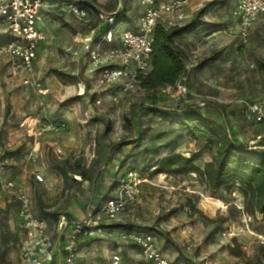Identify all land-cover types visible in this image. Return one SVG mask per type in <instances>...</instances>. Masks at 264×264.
I'll return each instance as SVG.
<instances>
[{
  "label": "rangeland",
  "instance_id": "374dc122",
  "mask_svg": "<svg viewBox=\"0 0 264 264\" xmlns=\"http://www.w3.org/2000/svg\"><path fill=\"white\" fill-rule=\"evenodd\" d=\"M44 1L50 7L46 40L35 67L47 95L37 97L0 64V148L9 162L0 177V264H32L35 259L19 226L20 193L29 196L34 215L45 220L56 242L59 216L82 221L88 211L98 210L117 194L129 170L141 177L135 207L111 224L105 236L81 238L73 264H153L138 246L122 239L124 233L152 235L171 264H264V217L245 220L242 198L234 200L225 187L215 190L193 174H154L159 165L154 151L167 155L163 147L172 140L179 144L177 152L201 169L212 161L214 153L204 142L190 139L177 124L192 111L223 125L253 156L263 155L259 142L251 143L264 128L242 117L239 102L264 101V16L244 40L232 16L235 0L193 1L183 23L190 31L177 40L188 52L182 83L192 95L170 96L160 90L153 107L145 104L146 92L137 88L118 104L104 97V103L95 106L97 75L88 70L77 43L87 28L60 10L68 0ZM72 1L124 11L127 23L117 30L134 27L143 12L141 0ZM7 41L0 27V44ZM153 109L166 114L156 116ZM85 114L94 119L87 125ZM59 119H65L66 129L44 130L48 121ZM82 172L89 180L79 176ZM8 182L13 187L6 189ZM228 231L235 237H224ZM59 242L67 244L64 238ZM65 259L61 251L52 264H67Z\"/></svg>",
  "mask_w": 264,
  "mask_h": 264
},
{
  "label": "built area",
  "instance_id": "2783aa9c",
  "mask_svg": "<svg viewBox=\"0 0 264 264\" xmlns=\"http://www.w3.org/2000/svg\"><path fill=\"white\" fill-rule=\"evenodd\" d=\"M193 1L141 0L143 12L136 25L119 30L116 29L121 24L119 9L108 12L90 1L68 0L61 4V11L70 15L76 24L87 28L86 33L78 34L77 43L81 45L82 53L88 61V70L97 75L99 91L94 98L95 106L102 105L104 97L118 104L124 95L136 91L140 85L139 79L152 69L156 27L182 26L187 20L185 9ZM48 8L44 0H0V27L8 36V41L0 44V64L6 65L10 74L20 80L23 87L40 98L46 96L48 90L44 88L35 65L40 45L46 40L43 26L44 12ZM232 16L239 25L240 37L245 40L255 23L264 16V0H235ZM162 92L170 96L192 95L182 81L173 87L164 88ZM239 107L246 121L255 126L264 125V101L253 103L242 100ZM85 116L84 123L87 124L90 119L88 114ZM44 126V130L51 133H60L66 129L64 122L48 121ZM262 140L264 134L251 144L257 146ZM186 155L189 156V153ZM8 164L0 148V177L4 175ZM36 179L43 182L39 175ZM120 184L113 198L100 209L88 211L82 221H68L65 216H59V240L56 242L49 235L45 220L34 215L29 196L20 193L17 196L19 226L27 235L26 248L35 253L32 264H52L56 253L61 251L66 254V263L73 264L78 250L76 244L81 238L105 236L111 224L119 222L121 217L130 213L140 195L141 177L137 171L129 170ZM4 187L12 188L13 183L8 182ZM230 194L234 200L242 198L238 185ZM245 220L251 222L252 217L246 215ZM67 230H70L68 236ZM223 236L231 239L235 234L228 231ZM121 237L138 246L143 257L153 264H171L152 235L124 233ZM63 238L67 240L66 245L59 242ZM261 244L264 246V239Z\"/></svg>",
  "mask_w": 264,
  "mask_h": 264
},
{
  "label": "trees",
  "instance_id": "16d2710c",
  "mask_svg": "<svg viewBox=\"0 0 264 264\" xmlns=\"http://www.w3.org/2000/svg\"><path fill=\"white\" fill-rule=\"evenodd\" d=\"M120 15V23H127L124 11L121 10ZM189 31L190 27L183 25L171 28L162 25L156 27L152 69L139 79L138 88L146 92L145 104L155 107L160 90L173 87L185 78L189 56L177 40ZM151 112L160 117L166 114L160 109H153ZM177 124L180 131L190 139L203 141L205 147L214 153L213 159L201 169L195 164L194 159H186L177 152L179 144L176 140H172L163 147L168 150L167 155L160 157L159 150L154 151V157H158L159 163L154 174L174 176L193 174L215 190L225 187L228 192L238 185L246 215L252 218L258 215L264 217V153L261 157L253 156L249 153L248 147L239 143L231 133L226 132L223 125L198 112H188L177 120ZM259 126L264 128V125ZM258 148L264 151V140L259 142ZM79 176L85 181L89 180L84 172ZM261 246L264 248L262 244ZM231 252L234 256H240L239 253Z\"/></svg>",
  "mask_w": 264,
  "mask_h": 264
},
{
  "label": "crops",
  "instance_id": "0c3cea01",
  "mask_svg": "<svg viewBox=\"0 0 264 264\" xmlns=\"http://www.w3.org/2000/svg\"><path fill=\"white\" fill-rule=\"evenodd\" d=\"M191 7V5L189 4V6L187 7V8H190ZM50 8V7H49ZM49 8H48V10H46L45 12H44V15H45V18H46V14L49 12ZM186 8V9H187ZM45 26H46V24H45V22H44V26H43V29L45 28ZM129 27H132V26H129ZM45 31V30H44ZM89 116V115H88ZM89 119H90V122H91V120H94L92 117L90 118L89 117ZM59 120H61V122H64L65 124H66V122L64 121L65 119H59ZM63 120V121H62ZM84 121H85V119H84ZM83 121V122H84ZM89 122V123H90ZM88 124V123H87ZM86 123H84V125H87ZM93 124V123H92ZM33 126V125H32ZM66 126H67V124H66ZM86 216V215H85Z\"/></svg>",
  "mask_w": 264,
  "mask_h": 264
}]
</instances>
